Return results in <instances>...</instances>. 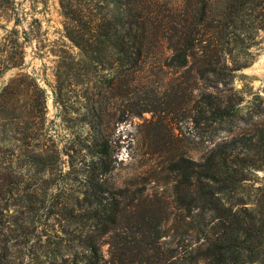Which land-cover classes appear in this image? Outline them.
<instances>
[{
    "label": "trees",
    "instance_id": "1",
    "mask_svg": "<svg viewBox=\"0 0 264 264\" xmlns=\"http://www.w3.org/2000/svg\"><path fill=\"white\" fill-rule=\"evenodd\" d=\"M58 6L65 41L49 50L50 91L60 119L76 130L48 152L28 127L18 139L30 148L13 158L0 151V264H264V121L234 131L241 98L231 84L253 59L264 0ZM16 24L17 16L0 36V72L23 63L29 39L22 30L19 41ZM7 89L0 88V119L10 113ZM144 113L135 125V171L117 180L124 138L115 128ZM179 121L206 144L195 156ZM50 163L59 185L49 212L26 185ZM42 216L61 228L51 221L45 231Z\"/></svg>",
    "mask_w": 264,
    "mask_h": 264
},
{
    "label": "rangeland",
    "instance_id": "2",
    "mask_svg": "<svg viewBox=\"0 0 264 264\" xmlns=\"http://www.w3.org/2000/svg\"><path fill=\"white\" fill-rule=\"evenodd\" d=\"M220 1L213 0V4L217 5ZM16 16L15 27L18 30L19 41L23 35L22 30L26 32L29 40L23 43L21 67H12L0 72V88L8 84L5 94L7 110L10 112L0 119V151L8 158L11 156L13 158L19 150L32 146V142L27 144L18 139L22 136L23 129L35 128L38 137L36 147L46 149L48 152L54 147L55 142H58L57 138L68 134L70 130H76L72 120L65 122L60 119L52 102L50 91L54 76L53 56L49 50L58 49L61 40L65 41L61 34L62 18L59 15L58 0H0V36L3 35V28H10ZM71 49L74 51L73 48ZM13 51L17 52L16 47ZM250 51L253 56L251 63L237 71L232 78L231 84L241 98L237 110L239 119L234 131L247 127L252 121H264V31L257 32ZM35 86L43 90V99L38 95ZM143 118H149V114L144 113L141 118L134 117L126 123H119L115 128V133L120 134L122 139L124 138L116 158L118 163L114 177L117 180L130 176L135 171L134 164H132L136 157L134 140L138 137V129L135 125ZM174 126L180 131L178 134L180 137L188 136L193 156L206 145L189 122L179 121ZM227 133L221 131L217 136H224ZM49 135L50 138L56 136L52 139L53 142L47 137ZM38 176L39 178L29 181L26 185L27 190L36 189L38 204L42 205L44 210L54 211L57 209L54 205L56 200L52 199L50 194L59 185L56 165L50 163L47 173L39 172ZM260 178L261 173L256 172L253 177L255 184ZM70 187V190H65V195L72 194L75 185ZM10 202L16 204L17 201ZM51 221L54 220L50 217L42 223V216L39 220L42 224L41 228L48 231ZM169 224L170 221L164 225L168 234L171 232L168 228ZM54 228H61L56 220ZM103 238L100 237L99 241L103 242ZM163 238L168 240L169 236ZM102 248H106V245L102 244ZM19 255L20 251L17 249L15 256Z\"/></svg>",
    "mask_w": 264,
    "mask_h": 264
}]
</instances>
